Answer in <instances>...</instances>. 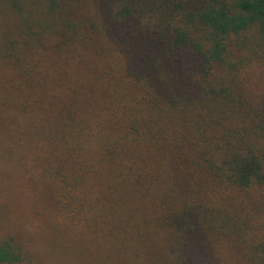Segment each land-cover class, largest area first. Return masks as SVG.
I'll use <instances>...</instances> for the list:
<instances>
[{
	"label": "trees",
	"instance_id": "1",
	"mask_svg": "<svg viewBox=\"0 0 264 264\" xmlns=\"http://www.w3.org/2000/svg\"><path fill=\"white\" fill-rule=\"evenodd\" d=\"M0 184V264H264V0H0Z\"/></svg>",
	"mask_w": 264,
	"mask_h": 264
},
{
	"label": "rangeland",
	"instance_id": "2",
	"mask_svg": "<svg viewBox=\"0 0 264 264\" xmlns=\"http://www.w3.org/2000/svg\"><path fill=\"white\" fill-rule=\"evenodd\" d=\"M16 187L18 188L17 191L21 190L20 196L27 202V198H29V196L31 195V193L29 192H23V186L21 185H16ZM14 195L13 191L11 188L4 185L0 184V198L2 199H6L7 197H9L8 195ZM30 213L31 217H35L37 219L42 218L38 215H34L33 212H31V210H27ZM51 236H44L43 239L40 241L42 244V249L43 251L46 252L48 244L50 246V244H52V241L50 240ZM71 252H59V250L55 251V253H50L46 258L48 260V264H79L78 262H76V260H73V256L72 254H69ZM226 259H232L235 257H232L228 252L225 253V257Z\"/></svg>",
	"mask_w": 264,
	"mask_h": 264
}]
</instances>
